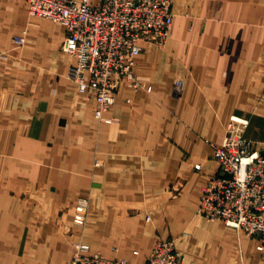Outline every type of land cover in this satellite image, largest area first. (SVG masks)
<instances>
[{"label": "crops", "instance_id": "crops-1", "mask_svg": "<svg viewBox=\"0 0 264 264\" xmlns=\"http://www.w3.org/2000/svg\"><path fill=\"white\" fill-rule=\"evenodd\" d=\"M172 11L166 44L141 42V86L121 82L98 120L68 76L65 26L0 0V264H68L77 242L143 264L161 238L182 264H264L257 236L197 214L211 142L264 148V0Z\"/></svg>", "mask_w": 264, "mask_h": 264}, {"label": "built area", "instance_id": "built-area-1", "mask_svg": "<svg viewBox=\"0 0 264 264\" xmlns=\"http://www.w3.org/2000/svg\"><path fill=\"white\" fill-rule=\"evenodd\" d=\"M27 2L30 15L65 26L61 48L75 57L68 76L78 83L81 92L95 98L94 117L98 120L114 104L121 82L135 88L141 86L134 71L141 42L163 46L173 26L174 0ZM13 41L22 45L25 37L19 34ZM183 89L184 81L176 79L174 92L181 94ZM210 144L219 169L201 187L197 214L207 220H222L248 236H257V249L264 257V154L241 136H227L220 143ZM74 247L68 264H128L126 259L90 252L86 243L77 242ZM182 262L175 240L159 239L143 264Z\"/></svg>", "mask_w": 264, "mask_h": 264}, {"label": "rangeland", "instance_id": "rangeland-1", "mask_svg": "<svg viewBox=\"0 0 264 264\" xmlns=\"http://www.w3.org/2000/svg\"><path fill=\"white\" fill-rule=\"evenodd\" d=\"M22 45H23V44H22ZM1 54H3V55H7V51H1V52H0V56H1ZM1 57H3V56H1ZM161 239H173V238H161ZM158 240H159V239H158ZM158 240H157V241H158ZM174 240H175V239H174ZM157 241H156V242H157Z\"/></svg>", "mask_w": 264, "mask_h": 264}, {"label": "water", "instance_id": "water-1", "mask_svg": "<svg viewBox=\"0 0 264 264\" xmlns=\"http://www.w3.org/2000/svg\"><path fill=\"white\" fill-rule=\"evenodd\" d=\"M260 153L261 154H264V148L260 150Z\"/></svg>", "mask_w": 264, "mask_h": 264}]
</instances>
